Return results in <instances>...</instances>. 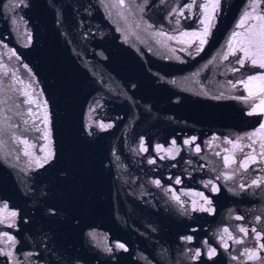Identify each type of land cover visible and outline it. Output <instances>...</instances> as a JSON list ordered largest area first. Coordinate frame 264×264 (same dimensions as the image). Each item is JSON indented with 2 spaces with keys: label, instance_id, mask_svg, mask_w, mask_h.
<instances>
[{
  "label": "water",
  "instance_id": "obj_1",
  "mask_svg": "<svg viewBox=\"0 0 264 264\" xmlns=\"http://www.w3.org/2000/svg\"><path fill=\"white\" fill-rule=\"evenodd\" d=\"M202 2L212 0H195L190 12L193 0H124L127 10L120 0H0V203L17 213L13 227L0 223V250L13 253L0 264L264 262V239L252 231L264 236V184L249 187L264 179V114H248L264 84L249 85V97L241 83L264 69L240 68L243 53L223 58L233 33L244 31L237 24L251 0H221L197 51L199 40L180 33L202 32ZM254 132L255 144L247 139ZM173 141L174 159L157 151ZM25 149L54 156L39 167ZM233 153L228 167L223 157ZM247 153L256 163L245 170ZM201 193L211 212L199 210L209 207Z\"/></svg>",
  "mask_w": 264,
  "mask_h": 264
},
{
  "label": "snow or ice",
  "instance_id": "obj_2",
  "mask_svg": "<svg viewBox=\"0 0 264 264\" xmlns=\"http://www.w3.org/2000/svg\"><path fill=\"white\" fill-rule=\"evenodd\" d=\"M264 2V0H251V2L248 4V8L244 11L239 23L237 24V28H242L244 29L243 32H234L232 35V38L229 41L228 44V54L224 55V59H228V55H233L235 56L238 52L243 53L241 57L238 58L236 61L239 65L240 68H243L245 64H249L254 67H259L261 69H264V10L261 9V3ZM21 3H23V0H21ZM195 3V0H193V3H189L187 5V10L190 12L193 8V4ZM220 3L221 0H212V3H201L200 7L203 9V19L200 20V23L204 26L202 32H195V33H187V32H182L180 33L181 36H193L199 40V45L200 47L197 49V51L202 50V46L207 42V37L210 35V29L212 27V21L215 19V13L219 10L220 8ZM17 7L21 6L20 4L16 5ZM120 9L127 10L129 6H126L124 3V0H120V4L118 6ZM209 9H211V14L209 13ZM176 15L178 16H184V10H180L178 12H175ZM177 23H179V20H177ZM149 27H151L149 25ZM159 35L166 36L167 40H177L178 43H184V41L180 40L179 37L177 36H171V35H166L165 33H159ZM237 37H242L240 40H237ZM233 41H236V46L233 45ZM12 55L14 56L15 53L13 52ZM234 71H239V69H234ZM259 81L261 84H264V74L260 75H250L247 80L241 81L243 83L244 87L248 89V96L252 97L254 93L251 91L249 88V85L253 84L254 82ZM235 87V85H233ZM261 93H264V87L260 89ZM27 95V93H25ZM247 100L248 97H245ZM28 103H33L31 99H28ZM46 107V106H45ZM257 109H259V112H257ZM249 115L253 114H264V99H261L259 104L253 103L252 104V110L248 113ZM44 122H45V128L47 129L48 127V118L45 115L44 117ZM27 123V121H25ZM101 129L107 130V128L112 127L111 124L108 125H100ZM39 131V129H37ZM258 133H252L250 136L247 137V139L252 140L253 144L257 143V141L254 139ZM261 135V140L259 141V146H260V153L259 155L261 158H264V124L261 125V132L259 133ZM44 139L49 140L50 139V132L45 131L44 132ZM17 142L19 144L26 145L28 148L32 147L31 145L28 144L27 140H22L17 138ZM194 143V140L192 141H185V144H192ZM225 143H232V141L226 140ZM239 144V141H237V145ZM237 145H234L236 147ZM45 147H48L47 145ZM45 149L41 148V151L43 152ZM141 150L147 151V148L144 147L143 141L141 142ZM241 152L243 151L242 148L239 149ZM158 152H165L166 155L169 156V158L174 159L175 156L173 153H178L179 149L176 147V142H172V147L164 150L162 148L157 149ZM196 152H200L201 149L199 146L195 148ZM255 152V149L253 150ZM25 156H31L32 159L35 161V164L39 167H43L44 164L48 163L52 157L54 156V153L49 150L43 157H35L31 152L27 151L25 149L24 153ZM219 155V153H218ZM164 157H161L163 159ZM224 163L226 166L231 167V164H234L236 162L235 154L233 153L232 156H224ZM249 162L256 163V155L253 153H247L245 154L244 158L241 159V162L239 164L240 168H243L247 170ZM149 163H155L154 160H149ZM231 179V177H228ZM181 181L177 179L175 183L179 184ZM154 183L157 184V186H160L159 181H155ZM211 183V181H209ZM261 184H264V179L262 180H253L249 187L255 186L259 187ZM207 187V185H206ZM243 188L244 186L241 185ZM211 190L213 192L219 191V189L216 187L215 184H212ZM200 195V198L205 202V204L209 205V207H203L201 206L199 210L201 211H208L211 212L212 209L210 207L211 205V200L205 197L202 193L198 194ZM174 198L178 203H181V206L183 207L182 202H180L179 196H175L173 194ZM0 207L3 208L5 212V217L4 219H0V223H5L7 222L8 227H13L14 224L11 223V220H14L17 216V213L15 211L8 212V206L6 203H0ZM193 210H197L195 206L193 207ZM51 211V210H50ZM237 220L242 219V217L237 216ZM260 218L257 217V221L259 222ZM240 232H243L245 236L248 234V229L245 227H240L239 229ZM252 231L256 234V239H264V236L261 235L260 232H258L255 228L252 229ZM224 233L228 234V238L233 240V243H241L242 240L233 237L232 233L229 232L227 228L223 230ZM6 238L8 241L11 242V244H15L16 241L13 239L12 236L5 234ZM187 243H191L193 241L192 236H187L184 238ZM221 241L222 244L225 248H227V243L224 241L223 235L221 236ZM116 248L122 249L124 251H127V248L123 243H117L115 245ZM260 248L264 250V244L260 245ZM109 252L112 251V248L107 249ZM195 258H199L201 256V252L199 250H196L193 253ZM216 255V249L215 248H209L207 252V256L209 259H212ZM244 255H247L249 259H259V257L256 255L255 251H248L246 250ZM0 256H7L10 259L13 258V253L11 251H5V250H0ZM235 259V257H233ZM264 264V262H262Z\"/></svg>",
  "mask_w": 264,
  "mask_h": 264
}]
</instances>
